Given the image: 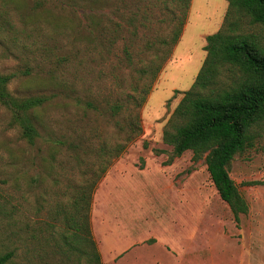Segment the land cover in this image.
Segmentation results:
<instances>
[{
  "label": "rangeland",
  "instance_id": "374dc122",
  "mask_svg": "<svg viewBox=\"0 0 264 264\" xmlns=\"http://www.w3.org/2000/svg\"><path fill=\"white\" fill-rule=\"evenodd\" d=\"M156 1L0 0L7 91L43 101L27 112L37 133L32 143L0 103V255L11 254L7 264H86V248L74 250L64 216L73 214L77 192L92 185L91 231L109 228L100 235L106 248L126 231L116 234L117 224L141 223L134 238L149 226L162 249L193 248L200 259L188 264H264V124L253 148L228 167L248 207L237 223L204 163H193L190 152L173 157L162 141L227 2L190 0L182 34L151 78L142 71L162 49L157 39L168 35L169 18L150 20L137 36L130 18ZM245 32L264 47V27ZM135 113L140 131L128 139ZM164 222L187 225L158 226ZM152 254L158 262V250Z\"/></svg>",
  "mask_w": 264,
  "mask_h": 264
},
{
  "label": "trees",
  "instance_id": "16d2710c",
  "mask_svg": "<svg viewBox=\"0 0 264 264\" xmlns=\"http://www.w3.org/2000/svg\"><path fill=\"white\" fill-rule=\"evenodd\" d=\"M226 2L222 25L204 39L203 63L191 87L182 92L162 141L172 148L173 157L190 152L193 163H204L219 199L237 223L248 207L229 177L228 167L236 155L253 148L259 135L256 129L264 124V47L255 35L245 32L246 26L264 27V0ZM189 5L190 0H157L130 18L138 23L132 30L134 36L148 30L150 20L162 22L169 18L168 35L157 39L162 49L155 50L143 74L155 77L161 63L169 57L182 34ZM11 78L0 74V103L12 112L22 137L32 143L37 133L27 112L40 107L43 101L13 98L7 91ZM134 105L138 109L140 104ZM138 122L139 115L135 113L129 122L128 139L139 133ZM93 188L94 185L85 186L77 192L72 203L75 210L64 216V222L71 230L69 238L74 250L79 251L76 246L84 244L86 264H102L90 225ZM10 258V253L0 255V264H7Z\"/></svg>",
  "mask_w": 264,
  "mask_h": 264
},
{
  "label": "crops",
  "instance_id": "0c3cea01",
  "mask_svg": "<svg viewBox=\"0 0 264 264\" xmlns=\"http://www.w3.org/2000/svg\"><path fill=\"white\" fill-rule=\"evenodd\" d=\"M138 225L142 226L144 224L135 223V226L133 224H117L114 228L116 229V234L118 233V230H126V233L124 231L120 232L118 234L120 238L116 240L112 246H109V248H106L100 239V235H104L105 231L109 228L102 226L96 230L95 227H92L93 239L97 244V251H99L102 264H176L178 261H183L186 262L185 264H188L193 263L194 261L196 263L198 259H200V257L196 255L197 252L193 250V248L186 249L184 246L174 244L171 245L169 249H162L161 247H163L164 244L160 243L154 235H149V226H145V231H148L147 234L145 233L143 234L144 236L134 238L131 230L134 231V229H141L142 227H138ZM160 225L168 229L169 225L180 227L181 225L187 224L179 222H164L162 224H158L159 227ZM127 229L129 231H127ZM121 235H127L128 237L124 238L121 237ZM189 236L190 238H195V231L189 234ZM156 250L159 252L158 262H154L151 259V256L153 255L152 252ZM195 255L196 258L194 259L193 256Z\"/></svg>",
  "mask_w": 264,
  "mask_h": 264
}]
</instances>
